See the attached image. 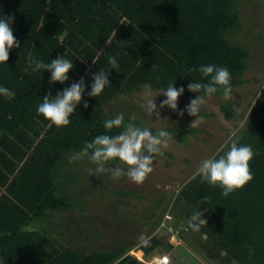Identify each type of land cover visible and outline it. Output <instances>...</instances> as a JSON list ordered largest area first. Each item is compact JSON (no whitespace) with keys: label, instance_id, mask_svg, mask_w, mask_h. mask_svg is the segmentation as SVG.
<instances>
[{"label":"trees","instance_id":"16d2710c","mask_svg":"<svg viewBox=\"0 0 264 264\" xmlns=\"http://www.w3.org/2000/svg\"><path fill=\"white\" fill-rule=\"evenodd\" d=\"M238 7V0H0V18L14 17L11 27L20 43L10 51L7 64L0 65V86L15 93L12 99L0 96V264H146L128 254L134 243L89 252L67 245L61 239L67 233L51 234L50 225L37 229L33 224L73 207L70 184L76 175L69 157L107 132L104 121L113 116L105 105L142 91L145 84L164 91L175 83L185 88L180 98L190 100L197 94L187 86L193 79H205L198 71L205 64L227 67L233 90L244 82L251 51L233 35L242 25ZM66 52L74 67L64 84H49L50 72L34 71L33 60L50 63ZM108 55L115 56L118 67L108 64ZM100 69L111 86L89 97L91 76ZM81 77L85 93L69 125L49 127L37 112L43 97L51 92L55 98ZM221 110L227 120L239 118L230 101ZM163 130L182 143L197 132L187 125ZM235 134L255 153L250 163L253 180L224 197L218 186L195 176L180 189L173 209L187 228L182 237L188 234L191 241L190 228L183 223L194 212H203L207 225L193 242L211 259L264 264V101L251 107ZM205 196L208 203L203 202ZM172 247L159 236L139 246L146 255Z\"/></svg>","mask_w":264,"mask_h":264},{"label":"rangeland","instance_id":"374dc122","mask_svg":"<svg viewBox=\"0 0 264 264\" xmlns=\"http://www.w3.org/2000/svg\"><path fill=\"white\" fill-rule=\"evenodd\" d=\"M238 3L242 25L233 35L251 51L250 67L243 74L244 82L234 88L232 99L227 100L232 103L239 118H225L221 106L227 101L221 96L214 95L208 99L201 108L204 119L195 128L197 132L187 135L184 143L171 140L170 147L165 150L168 154L156 157L153 172L141 185L132 183L127 177L114 181L109 178V174H102L100 178L89 176L87 169L94 165L87 159L72 161L69 167L76 175L74 182L70 184L73 207L53 214L47 222L36 221L33 225L37 229L50 225L51 234L55 231L56 234L58 231L68 234L61 237L67 245L91 252L124 248L130 243L135 244L134 248H139L143 241L152 236L166 239L167 234L164 229H160V223L167 213L173 217L172 221L180 224L176 210L173 209L180 189L194 177L196 168L204 159L215 156L225 141L244 127H240V122L246 121L251 107L264 101V0H238ZM149 92L151 95L147 94ZM162 92L143 88L138 93L123 95L104 107L108 115L113 117L120 113L125 117L135 113L136 121L152 131L165 127L189 126L195 118L187 112L181 119L171 109H161V120L168 121L160 123L155 122V116L146 115L143 104L151 98L155 99L159 108L160 103L166 99L160 95ZM189 101L180 98L178 108L184 110ZM65 172L69 174V171ZM71 180H66L67 184ZM156 220H159L158 224L155 223ZM183 224L188 225V222ZM199 232L190 229L195 240ZM187 237L188 234L185 238ZM188 242L191 243V239ZM220 263L240 264L234 260Z\"/></svg>","mask_w":264,"mask_h":264},{"label":"clouds","instance_id":"9594fccd","mask_svg":"<svg viewBox=\"0 0 264 264\" xmlns=\"http://www.w3.org/2000/svg\"><path fill=\"white\" fill-rule=\"evenodd\" d=\"M14 17L0 18V65L7 64L10 59V51L13 48H20L19 41L16 40L11 24ZM109 45L110 41H106ZM130 42H128L129 44ZM119 47H125V42L117 41ZM107 62L113 68L118 67L115 56L108 55ZM95 64V61H92ZM34 71L43 70L50 72L49 84H64L69 80V73L74 65L67 58V52L63 56L52 59L50 63L43 60H33ZM157 65H153L152 71H156ZM195 68L188 69L189 72L196 71ZM201 74V80L193 79L188 84V91L195 93L193 98L185 106L184 110L178 108V101L185 93V88H177L175 83H169L166 90L162 92L164 99L159 108L155 99H147L143 104V110L148 117L155 116V122L160 123L168 121L161 120V109H171L176 112L182 119L185 112L194 117L189 128L199 127L204 117L201 115V108L207 103V100L218 92L225 101L232 99L233 88L231 86V74L227 67L217 66L215 64L200 65L198 68ZM206 81V82H205ZM124 82V81H123ZM110 85L109 76L100 69L91 76L90 91L88 96L96 98L104 92L105 88ZM150 84H145V89H150ZM85 93L84 78L78 82H73L70 87L58 92L55 98L51 92L43 97L42 103L37 107L39 115L49 121L48 126L53 125L57 128L68 126L70 117L76 112L77 107L81 104ZM151 95V93H147ZM0 96L12 99L15 93L8 88L0 86ZM87 109L89 104L84 103ZM137 117L135 113L131 114L128 122H125L123 113L115 115L111 119L104 121L103 127L107 130L105 134L96 136L91 142H86L83 147L69 157V162L87 159L94 167L87 169L89 176L100 178L102 174H109V178L118 181L127 177L129 181L141 185L147 177L153 172V164L157 156H162L164 150L170 147L172 140L171 134L163 129L153 133L149 127H141L135 123ZM244 121L240 122V127L244 126ZM187 138V137H186ZM230 145V147H229ZM225 147L228 150L224 152ZM219 153L211 158L204 159L196 168L194 177L199 176L201 183H208L212 187H219L224 197L231 193L244 188L253 180L250 163L255 153L249 145H241L239 137L233 133L224 145L221 146ZM114 166H110L113 165ZM203 202L208 203V197H203ZM207 225V220L203 218V212H194L189 220L188 227L199 232L201 227Z\"/></svg>","mask_w":264,"mask_h":264},{"label":"crops","instance_id":"0c3cea01","mask_svg":"<svg viewBox=\"0 0 264 264\" xmlns=\"http://www.w3.org/2000/svg\"><path fill=\"white\" fill-rule=\"evenodd\" d=\"M185 237L183 238V241L180 244L173 246L170 250L161 252L157 249L148 255L145 254L146 258L148 260H152L155 256L159 254L167 253L170 256V264H221L220 262L211 259L203 251L199 250V248L196 247V244H194L193 238L192 242L190 243L188 241L191 238H189V236L187 237L189 239ZM136 250L137 251L135 252V254L139 257H142L144 251L140 248H136Z\"/></svg>","mask_w":264,"mask_h":264},{"label":"built area","instance_id":"2783aa9c","mask_svg":"<svg viewBox=\"0 0 264 264\" xmlns=\"http://www.w3.org/2000/svg\"><path fill=\"white\" fill-rule=\"evenodd\" d=\"M170 220L172 221L173 217L169 215V213H167L163 221L160 223V229H164L167 234V241L175 246L181 243L182 236L187 228L182 227L180 224H177L174 221L170 222ZM136 248L137 247L130 250L128 254L136 256L139 260L143 261L146 264H170V256L167 253L159 254L152 260H148L144 252L142 257L137 256L133 251Z\"/></svg>","mask_w":264,"mask_h":264},{"label":"bare ground","instance_id":"6f19581e","mask_svg":"<svg viewBox=\"0 0 264 264\" xmlns=\"http://www.w3.org/2000/svg\"><path fill=\"white\" fill-rule=\"evenodd\" d=\"M133 251H134V253H135L137 250H136V249H134Z\"/></svg>","mask_w":264,"mask_h":264}]
</instances>
